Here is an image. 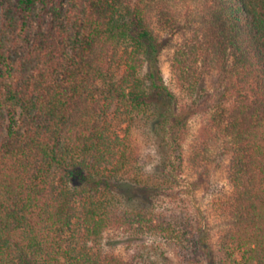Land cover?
Returning <instances> with one entry per match:
<instances>
[{
	"label": "trees",
	"instance_id": "1",
	"mask_svg": "<svg viewBox=\"0 0 264 264\" xmlns=\"http://www.w3.org/2000/svg\"><path fill=\"white\" fill-rule=\"evenodd\" d=\"M75 1L71 25L53 0L13 5L17 22L9 24L20 40L32 11L44 10L26 59L11 53L10 28L0 34V264H155L145 248L166 264L164 252L142 240L155 236L176 242L186 264H264V0L205 1L207 30L191 33L170 59L192 97L180 106L155 33L154 24L179 26L166 6L153 16L150 0ZM210 36L218 51L214 93L204 87ZM140 127L159 139L155 178L175 180L188 139L196 173L215 153L228 156L230 188L213 203L215 235L208 217L194 222L124 205L119 189L127 181L163 187L148 184L132 144ZM114 228L139 242L131 260L106 242Z\"/></svg>",
	"mask_w": 264,
	"mask_h": 264
},
{
	"label": "rangeland",
	"instance_id": "2",
	"mask_svg": "<svg viewBox=\"0 0 264 264\" xmlns=\"http://www.w3.org/2000/svg\"><path fill=\"white\" fill-rule=\"evenodd\" d=\"M206 0H150L149 9H152L153 16H155L157 5H164L171 11L174 17L179 20V26L176 28H166L155 25V33L159 43L162 45V52L160 56V68L164 80L168 87L176 94L178 98L179 106L182 104H189L192 101V97H189V93L183 91L178 85L175 76L172 73L170 66V59L172 58L175 46L181 43L185 38L189 37L191 33H205L208 23L204 21V15L202 7ZM18 0H0V34L5 27L10 28L5 31L7 39H10L9 45H11V53L17 57H27V49L34 39V35L38 29L40 17L44 15V10L41 5H38L31 13L30 26L27 30V38L20 40L15 38V31L10 27V22L14 25L17 22V17L13 12V5ZM54 4H62V9L65 11V22L68 25L74 21L77 15V4L75 0H53ZM52 19L51 14H48L45 18V27H49ZM9 25V26H8ZM72 37V30H70ZM209 42L212 51L211 53L205 51L204 61H208V68L211 74L206 75L205 80L206 89L210 92H216L219 87L216 82V76L214 74L218 59V51L215 38L209 37ZM72 40L68 39L66 42V51L71 53ZM204 63L202 62V65ZM33 67V66H32ZM31 66H27V69H32ZM202 86V85H201ZM132 144L134 149L141 158V165H143L144 171L149 176L150 185H163L161 190H152L151 188H142L135 186V184H128V181L121 184L119 193L123 197L125 206L128 208H151L155 213L160 214L167 218L172 216H190L192 221L198 222L202 217H208L210 220L211 231L215 235L220 224L215 218L213 203L220 197L223 191L229 190V184L227 180V167L228 156L220 153H215L214 157L205 165L200 168L199 172H194L188 161L189 155V139L185 144V156L182 167L173 171L175 180L168 181L159 177L155 178V169L161 170L159 155L160 146L159 139L155 136H151L148 129L140 127L132 131ZM161 179V182L158 181ZM166 188V191H163ZM155 189V188H154ZM168 191H171L168 193ZM167 193V194H166ZM154 206V207H153ZM109 239L106 242L110 243L113 253L120 256L122 259L128 261L132 256L136 255V249L138 248V241L135 237H130L129 232H125L122 228H114L109 231ZM217 238V236H216ZM143 242L146 243L145 247H149L150 244L160 248L165 254L166 264H186L181 256L180 247L176 242L165 239L164 237L155 236L154 238L144 237ZM147 254H151L155 264L161 263V260L154 257L155 254L150 249L144 250V258H147Z\"/></svg>",
	"mask_w": 264,
	"mask_h": 264
}]
</instances>
